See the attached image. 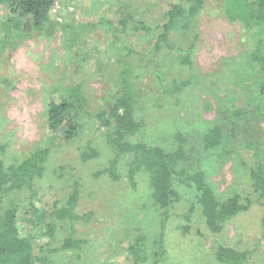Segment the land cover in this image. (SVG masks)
Wrapping results in <instances>:
<instances>
[{"label":"rangeland","instance_id":"rangeland-1","mask_svg":"<svg viewBox=\"0 0 264 264\" xmlns=\"http://www.w3.org/2000/svg\"><path fill=\"white\" fill-rule=\"evenodd\" d=\"M175 1L59 0L48 28L30 33L8 22L0 5V146H6L0 159L7 169L17 168L47 151L42 175L31 188L4 192L0 213L13 203L19 207L20 231L33 240L35 264H220L215 254L222 246L255 250L247 264H264V209L251 178L264 164L263 76L250 59L254 49L264 56V25L247 27L241 2L203 0L199 12L186 13L173 31V43L191 50L192 66L167 49L156 54L151 34L130 30L116 39L104 26L117 25L125 10L153 24ZM130 75L141 130L127 141L166 153L181 148L178 171L202 173L220 203L235 197L250 203L220 234L207 228L196 188L184 185L176 187L179 197L163 230L151 174L137 171L131 180L134 155H118L108 142L110 131L95 118L81 113L71 139L50 131L51 97L95 115ZM238 114L244 118L230 120ZM215 127L222 137L206 149ZM114 159L117 179L108 172ZM76 189L72 225L58 213ZM71 236L83 244L64 250ZM140 237L145 240L136 261L131 247Z\"/></svg>","mask_w":264,"mask_h":264},{"label":"trees","instance_id":"trees-1","mask_svg":"<svg viewBox=\"0 0 264 264\" xmlns=\"http://www.w3.org/2000/svg\"><path fill=\"white\" fill-rule=\"evenodd\" d=\"M59 0H0L8 10V22L17 24L22 33L41 32L48 28L51 13ZM241 2L243 13L248 15L242 18L245 25L249 28L264 25V0H236ZM203 6V0H176L168 10H166L161 21H154L147 24L136 21L134 14L129 10L123 12V18L119 23L105 22L104 26L109 33L116 39L126 35L128 32H135L140 35H152L156 38L154 52L158 54L163 49L172 51L180 59L183 66L191 65V50L179 48L173 43V31L178 20L186 13L195 15ZM239 18V17H235ZM131 30V31H130ZM250 59L254 65H258L259 73L263 76L262 89L264 93V56L254 49L250 52ZM133 75V74H132ZM132 75L124 78L122 88L107 102V106L101 112L90 115L85 111L80 112L72 100L61 99L57 101L50 98L48 104V127L51 132L71 139L78 132L79 118L81 113L95 118L100 127L108 129L110 136L109 144L118 155L133 154L134 158L130 165V175L137 171H147L151 174L150 183L152 188V199L154 205L161 213V227L164 230L173 211L174 204L177 202L179 194L176 187L184 185L195 187L199 194V205L202 209V216L206 221V226L213 234H220L224 224L233 220L241 213L250 209V203L243 204L240 199L235 197L226 203H220L210 187L206 184L202 173L189 174L178 171L176 165L181 161L185 154L181 148L174 153H166L158 147H149L143 144L132 145L127 141L129 137L136 136L141 126L136 122L134 116V106L132 97L131 80ZM162 81V76H160ZM244 118L238 114L230 118L235 121ZM221 128L215 127L205 138V148H215L221 137ZM6 146H0V157L5 154ZM47 151L30 156L20 167L6 168L3 160L0 159V206L3 203V194L9 189L31 188L32 181L40 177L46 163ZM117 159L111 162L108 169L110 175L117 179L115 172ZM251 178L255 183L259 193L260 205L264 209V164H258L251 171ZM79 194L76 189L74 195L69 199L67 207L59 211L60 219L68 218L72 225L78 217L75 213L76 203ZM189 220V216H185ZM264 240V217L262 220ZM49 236H53L54 230H48ZM145 238L140 237L131 247L132 255L139 261L137 249L143 245ZM261 243V242H260ZM83 244L82 241L74 240L69 237L63 243L64 250L78 249ZM260 244H258L259 246ZM256 246L255 248H257ZM255 250L239 252L232 248L219 247L215 257L220 264H247L253 257ZM0 264H35L34 244L31 238L24 237L19 226V207L13 203L9 208L0 213Z\"/></svg>","mask_w":264,"mask_h":264}]
</instances>
